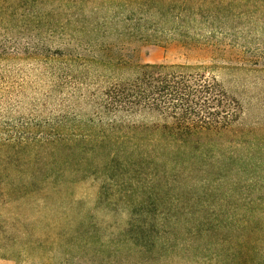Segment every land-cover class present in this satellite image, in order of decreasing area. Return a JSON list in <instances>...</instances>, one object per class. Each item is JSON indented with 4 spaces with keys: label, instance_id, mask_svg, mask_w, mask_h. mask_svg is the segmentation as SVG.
<instances>
[{
    "label": "trees",
    "instance_id": "1",
    "mask_svg": "<svg viewBox=\"0 0 264 264\" xmlns=\"http://www.w3.org/2000/svg\"><path fill=\"white\" fill-rule=\"evenodd\" d=\"M1 3L61 49L34 58L53 76L59 113L0 138V249L43 264H264V187L253 153L234 150L240 99L215 64H140L122 45L170 37L221 51L264 0ZM86 177L110 224L69 196Z\"/></svg>",
    "mask_w": 264,
    "mask_h": 264
},
{
    "label": "rangeland",
    "instance_id": "2",
    "mask_svg": "<svg viewBox=\"0 0 264 264\" xmlns=\"http://www.w3.org/2000/svg\"><path fill=\"white\" fill-rule=\"evenodd\" d=\"M8 4H0L1 140L7 139L11 133L23 131L27 122H35L60 111L59 94L50 95L53 76L34 58L52 54L61 49V45L56 37H46L47 28L44 26L19 22L16 11ZM255 18L254 22H237L241 27L237 35L222 36L218 40L222 41L218 46L221 51L209 45L196 46L170 37H151L148 40L134 38L122 45L140 64L217 65L219 78L229 85L243 105V114L236 127L245 132L244 144L236 145L235 153L239 156L253 153L257 163L256 170L253 169L255 177L258 184L264 187V14ZM227 66L234 69L225 70L223 67ZM246 182L249 183L248 180ZM98 184L92 177H86L69 185V196L78 202L76 207L80 206L82 211L90 212L110 224L111 215L96 205ZM68 206L65 204L62 208L65 210ZM41 216L48 219L49 224L52 223L48 210H44ZM48 255L52 257V262L59 256L56 250ZM43 263H47V259L24 256L17 260L14 251L0 249V264ZM157 264L193 263L166 257Z\"/></svg>",
    "mask_w": 264,
    "mask_h": 264
}]
</instances>
